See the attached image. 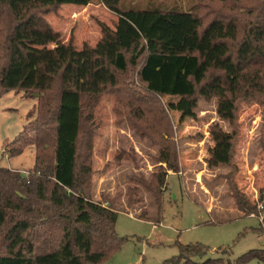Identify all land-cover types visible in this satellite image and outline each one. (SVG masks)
<instances>
[{"label": "trees", "instance_id": "trees-1", "mask_svg": "<svg viewBox=\"0 0 264 264\" xmlns=\"http://www.w3.org/2000/svg\"><path fill=\"white\" fill-rule=\"evenodd\" d=\"M66 1L0 0V97L20 92L38 104L11 143L14 149H6L12 158L32 147V170L24 175L0 166V264H101L127 241L116 232L119 213L137 212L141 220L162 222L167 178L181 169L176 137L182 124L175 125L162 97L187 98V110L198 97L218 102L219 118L230 130L214 122L210 133L212 139L231 141L227 165L240 104L264 103V0H194L192 11H184L179 0H100L117 17L112 28L101 26L111 39L110 56L99 57L101 69L110 75L106 88L123 97L117 121L147 145L145 156L153 165L146 172L130 154L135 170L124 200L104 192L97 198L100 123L94 110L100 91H83L68 82L77 65L73 40L49 66L38 65L27 46L37 25L46 24L44 17ZM152 148L167 150L168 157L153 155ZM142 192L153 198L155 217ZM236 193L247 215L256 213L257 201L238 188ZM179 249V256L165 264H199L194 258L210 252L201 244ZM251 260L264 264V248L242 255L237 263ZM210 262L223 260L205 261Z\"/></svg>", "mask_w": 264, "mask_h": 264}, {"label": "rangeland", "instance_id": "rangeland-1", "mask_svg": "<svg viewBox=\"0 0 264 264\" xmlns=\"http://www.w3.org/2000/svg\"><path fill=\"white\" fill-rule=\"evenodd\" d=\"M179 1L184 11H190L194 4V0ZM44 19L46 24L37 25V30L28 37L27 46L38 65L49 66L53 57L62 58L66 51L64 44L73 40L77 65L70 69L68 82L77 89L99 90L101 94L94 110V117L100 123L95 140L96 151L100 152L94 164L95 191L98 197L104 192L111 197L118 196L122 202L129 186L128 177L135 170L130 154L140 159V166L146 172H151L153 164L145 156L147 145L132 135L131 128L117 121L121 117L116 111L124 99L108 93L110 75L100 67L99 57L110 56L111 50V39L101 26L112 28L117 17L100 0H68ZM161 99L175 125L182 123L176 137L181 169L167 178L163 220L157 224L139 219L137 212L119 213L116 232L127 241L110 260L101 264H165L179 256V245L190 244L210 249L204 258H194L199 264L220 258L223 263L217 264H238L242 255L264 248V222L251 216L259 215L260 210L247 215L236 193L238 188L257 200L264 186V103L240 104L232 161L227 165L231 141L212 139L210 133V122L230 130L229 124L219 118L218 102L198 97L187 110V98L164 96ZM37 105V99L25 98L20 92L12 91L0 97L1 167L24 175L32 170L35 158L32 147L12 158H8L7 151L14 149L11 143L31 122L27 115L35 116ZM150 152L163 157L169 154L167 150L157 152L153 148ZM141 195L149 215L155 217L157 207L153 198L146 192ZM245 264L261 263L251 260Z\"/></svg>", "mask_w": 264, "mask_h": 264}, {"label": "built area", "instance_id": "built-area-1", "mask_svg": "<svg viewBox=\"0 0 264 264\" xmlns=\"http://www.w3.org/2000/svg\"><path fill=\"white\" fill-rule=\"evenodd\" d=\"M257 203H258V209L260 210V213L259 215H256V214H252L251 216L253 217H259L260 218V221L261 222H264V199L262 201L259 200V197L258 199L256 200Z\"/></svg>", "mask_w": 264, "mask_h": 264}, {"label": "crops", "instance_id": "crops-1", "mask_svg": "<svg viewBox=\"0 0 264 264\" xmlns=\"http://www.w3.org/2000/svg\"><path fill=\"white\" fill-rule=\"evenodd\" d=\"M212 120H215V119H212ZM213 122H210L209 124H212ZM209 124H208V126H209ZM191 128H193V126H190ZM113 129H115V128H113ZM117 130V129H116ZM118 131L119 132H125V131H123L122 129H118ZM188 131V130H187ZM158 152V151H157ZM156 152V153H157ZM159 152H161V151H159ZM99 198V197H98Z\"/></svg>", "mask_w": 264, "mask_h": 264}]
</instances>
